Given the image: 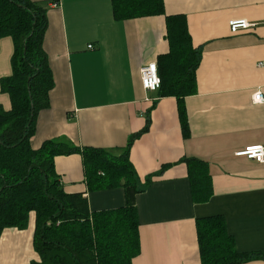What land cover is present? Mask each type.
<instances>
[{"label":"crops","instance_id":"crops-1","mask_svg":"<svg viewBox=\"0 0 264 264\" xmlns=\"http://www.w3.org/2000/svg\"><path fill=\"white\" fill-rule=\"evenodd\" d=\"M47 3L44 50L55 87L51 107L39 113L33 150L45 141L122 154L150 115L151 126L130 149L145 191L136 198L141 252L132 264H201L197 220L223 217L240 253L264 258V164L237 156L264 145V0H164L165 14L114 18L112 0H32ZM58 1V2H57ZM55 4V5H54ZM166 16L186 19L192 44L203 54L197 87L185 99L189 136L178 101L142 86L140 69L170 53ZM257 25L232 34L229 23ZM92 46V49L89 48ZM12 38L0 40V80L12 74ZM0 106L12 104L2 93ZM185 159L208 165L212 194L195 199ZM56 174L68 194L85 193L92 212L126 204L121 187L89 191L82 156H57ZM35 216L24 231L7 229L0 264L40 262L34 249ZM244 264H264V259Z\"/></svg>","mask_w":264,"mask_h":264},{"label":"trees","instance_id":"trees-1","mask_svg":"<svg viewBox=\"0 0 264 264\" xmlns=\"http://www.w3.org/2000/svg\"><path fill=\"white\" fill-rule=\"evenodd\" d=\"M58 2V1H57ZM114 18L132 20L165 14L164 0H112ZM47 3L0 0V40L12 38V74L0 80L12 108L0 106V236L7 229L24 231L35 216L34 249L40 262L31 264H132L141 252L136 198L141 186L130 161L134 142L151 126L131 136L122 154L104 149L77 147L68 141H45L33 150L41 111L51 107L54 75L44 50L49 27ZM170 53L159 58L162 81L159 98L178 101L184 137L189 136L185 99L196 92V72L202 47L195 48L186 19L166 16ZM82 156L89 191L124 189V207L92 212L85 193L68 194L56 174L57 156ZM195 199L206 202L212 194L208 165L185 159ZM201 264H244L264 259L259 253H240L221 216L197 220Z\"/></svg>","mask_w":264,"mask_h":264},{"label":"built area","instance_id":"built-area-1","mask_svg":"<svg viewBox=\"0 0 264 264\" xmlns=\"http://www.w3.org/2000/svg\"><path fill=\"white\" fill-rule=\"evenodd\" d=\"M55 5V4H54ZM256 23H250L245 19L232 20L229 27L232 34H237L240 31H245L255 27ZM92 49V46H89ZM264 66V61L259 64ZM142 86L146 91H158L161 88L162 81L159 75V69L156 63H149L140 69ZM255 103H263L264 95L261 90H257L253 95ZM237 156L246 157L250 160L264 164V145H256L245 148L237 153Z\"/></svg>","mask_w":264,"mask_h":264},{"label":"rangeland","instance_id":"rangeland-1","mask_svg":"<svg viewBox=\"0 0 264 264\" xmlns=\"http://www.w3.org/2000/svg\"><path fill=\"white\" fill-rule=\"evenodd\" d=\"M4 233H5V232H4ZM4 233L0 236V249H2V246H3V244H2V239H3Z\"/></svg>","mask_w":264,"mask_h":264}]
</instances>
